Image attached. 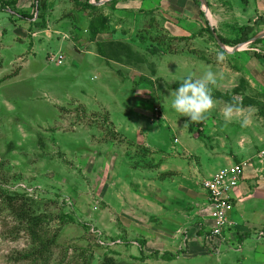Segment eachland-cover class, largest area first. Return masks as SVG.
<instances>
[{
	"label": "rangeland",
	"instance_id": "rangeland-1",
	"mask_svg": "<svg viewBox=\"0 0 264 264\" xmlns=\"http://www.w3.org/2000/svg\"><path fill=\"white\" fill-rule=\"evenodd\" d=\"M206 1L112 0L99 19L76 0L0 12V188L61 229L45 260L20 261L31 241L0 200V264H248L192 242L200 179L227 158L264 161V36L239 42L247 26L264 33V0ZM206 68L214 107L191 123L171 93ZM228 105L240 109L231 121Z\"/></svg>",
	"mask_w": 264,
	"mask_h": 264
},
{
	"label": "crops",
	"instance_id": "crops-1",
	"mask_svg": "<svg viewBox=\"0 0 264 264\" xmlns=\"http://www.w3.org/2000/svg\"><path fill=\"white\" fill-rule=\"evenodd\" d=\"M111 1L102 3L104 4L102 5L89 0L91 4L100 5L102 8L108 6L109 4L107 3ZM19 3L17 4V8ZM251 4V1L248 0L249 7ZM8 11L11 14L14 13L11 10H7L5 13ZM256 13L264 17L262 10L259 9ZM7 14L9 15V12ZM260 48L256 49V51L262 52ZM261 155L264 156V151ZM235 166H241L242 173L237 186L230 192L233 210L229 214V219L233 224L225 229L222 236L213 237L211 236V231L215 227V215L209 201L208 191L205 189L203 183L222 171ZM213 170L215 171L208 174L202 180L200 179V184L197 186V242H192V248L197 252H194V254L210 256L211 254L209 253H212L210 249L217 247V250L220 252L212 254V256H220L222 258L221 256H229L232 253L236 258L239 255L238 261L242 258L243 262L257 264V254L264 255V161L262 164L258 156L246 154L245 157L234 161L229 158L224 159L223 162L218 161ZM224 247L225 250L222 252ZM184 253L186 251L180 249L173 254H179L177 256L179 257ZM259 263L264 264V259L260 258Z\"/></svg>",
	"mask_w": 264,
	"mask_h": 264
},
{
	"label": "trees",
	"instance_id": "trees-1",
	"mask_svg": "<svg viewBox=\"0 0 264 264\" xmlns=\"http://www.w3.org/2000/svg\"><path fill=\"white\" fill-rule=\"evenodd\" d=\"M245 3H248V0H243ZM79 10L86 11L90 10L89 13L91 17L98 16L99 19L101 16L97 14L100 10V7L93 5L89 2V0L80 1L76 0ZM16 6L17 0H0V12H6L9 10V6ZM11 11H13L16 15H19L20 18H25L27 16L23 11H17L11 7ZM246 34L244 38H242L239 42H247L253 36V29L247 26L244 28ZM223 43H227L228 40L222 39ZM259 57H264L259 53H256ZM260 111L264 117V103L260 104ZM113 136H119L117 132L112 133ZM145 150L148 148L145 147ZM0 200L6 204L7 208L11 212L16 221V225H14L12 234H26L31 241L32 250L29 254L20 255L18 260L31 259L35 261H43L48 255L51 253L53 247L57 244V238L60 234L61 229L54 230L53 234L50 233V230L46 227V217L42 214H38L35 212L34 204L31 199L20 194H6L3 189L0 188ZM179 255V254H178ZM173 253H165L162 258H167L168 260L174 259L178 256ZM102 264H121L116 261V259L112 256L105 257Z\"/></svg>",
	"mask_w": 264,
	"mask_h": 264
},
{
	"label": "clouds",
	"instance_id": "clouds-1",
	"mask_svg": "<svg viewBox=\"0 0 264 264\" xmlns=\"http://www.w3.org/2000/svg\"><path fill=\"white\" fill-rule=\"evenodd\" d=\"M222 54H218V59ZM217 74L210 68L203 71L199 78L189 76L185 78L178 88L171 93V106L176 113L189 117L191 123L202 122L207 113L214 107V100L211 95V86L216 85ZM240 109L234 105H228L223 110L225 121H231L234 114ZM248 121H242L241 126H247Z\"/></svg>",
	"mask_w": 264,
	"mask_h": 264
},
{
	"label": "built area",
	"instance_id": "built-area-1",
	"mask_svg": "<svg viewBox=\"0 0 264 264\" xmlns=\"http://www.w3.org/2000/svg\"><path fill=\"white\" fill-rule=\"evenodd\" d=\"M241 173V166H235L203 183L215 215V227L211 231L213 237L222 236L225 229L233 224L229 219V214L233 210L230 192L237 186Z\"/></svg>",
	"mask_w": 264,
	"mask_h": 264
},
{
	"label": "water",
	"instance_id": "water-1",
	"mask_svg": "<svg viewBox=\"0 0 264 264\" xmlns=\"http://www.w3.org/2000/svg\"><path fill=\"white\" fill-rule=\"evenodd\" d=\"M108 1H111V0H104L102 2H100L99 4H102V3H105V2H108ZM202 1V4L205 6V8H208V4H207V1L206 0H201ZM264 36V33L262 34H259L257 35L256 37H254L253 39H251L249 42H254L255 40L261 38ZM239 49V46H237L233 51H237Z\"/></svg>",
	"mask_w": 264,
	"mask_h": 264
}]
</instances>
